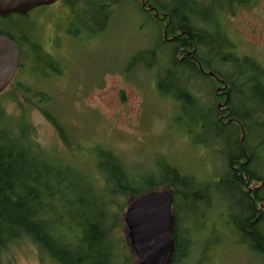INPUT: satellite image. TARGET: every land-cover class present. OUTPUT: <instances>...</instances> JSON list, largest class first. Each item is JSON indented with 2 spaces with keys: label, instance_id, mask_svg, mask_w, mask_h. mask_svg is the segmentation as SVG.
<instances>
[{
  "label": "trees",
  "instance_id": "obj_1",
  "mask_svg": "<svg viewBox=\"0 0 264 264\" xmlns=\"http://www.w3.org/2000/svg\"><path fill=\"white\" fill-rule=\"evenodd\" d=\"M62 1L72 6L76 0ZM109 1L113 4L117 0ZM179 1L178 7H165L158 0H148L165 15L157 20L147 12L150 21L161 25V35L158 32L151 47L132 56L131 66L149 58L160 64L155 84L162 90L161 97L182 104L186 135L199 131L198 143L205 149L212 142L220 143L216 154L221 155L223 170L196 180L161 158L157 169L137 174L114 152L96 145L91 150L94 171L82 172L74 168L69 157L57 149L49 151L37 140L36 128L30 122L32 111L52 126L65 147L73 146L63 124L48 109L50 96L22 81H12L0 94V264L3 256L24 240L40 257L58 264H136L123 221L130 201L149 191L168 189L173 206L176 199L225 187L238 191L243 204L239 219L234 221L238 244L261 256L260 264H264V68L255 59L236 54L221 22L234 5L249 7L255 0ZM213 5L217 6L214 31H207L196 9L205 6L211 13ZM100 7L106 21L94 35L109 28L111 12ZM13 16L26 17L11 14L0 20ZM17 28L0 27V34L15 41L22 52L21 41L13 35ZM18 72H24L22 64ZM9 102H17V112L12 115L6 110ZM172 215L174 252L170 264H197V258L193 260L197 241L191 247L189 238L184 243L188 236L182 235L174 207Z\"/></svg>",
  "mask_w": 264,
  "mask_h": 264
},
{
  "label": "rangeland",
  "instance_id": "obj_2",
  "mask_svg": "<svg viewBox=\"0 0 264 264\" xmlns=\"http://www.w3.org/2000/svg\"><path fill=\"white\" fill-rule=\"evenodd\" d=\"M109 2L76 0L70 6L58 0L29 12L27 20L33 27L37 25L39 37L34 35L44 43L46 39L49 42L48 37L52 39L46 46L57 61L51 66H34L25 52V70L23 73L17 70L12 81H22L32 90L50 96L48 109L63 124L73 146L65 147L52 126L37 111H32L30 122L36 128L38 142L49 151L57 149L69 157L74 168L82 172L94 171L91 150L96 145L114 152L137 174L157 169L161 158L196 180L208 179L222 171L221 155L216 154L221 149L220 143L212 142L205 149L198 143L199 131L186 135L187 117L182 104L174 98L161 97L162 90L155 84L160 64L149 58L131 66V58L137 51L156 42L161 25L149 20L138 0H117L111 6ZM158 2L165 7L181 4L179 0ZM100 6L111 12L109 28L94 35L104 23ZM211 9V13L205 6L196 9L207 31L214 28L217 6ZM25 19L13 16L7 21L0 20V27H20ZM221 22L236 54L251 57L264 68V0H255L249 7L240 6L232 15L223 16ZM16 32L20 33V29ZM160 54L159 51L158 57ZM19 100L23 102L22 97ZM16 103H7L9 115L17 112ZM241 204L238 191L227 187L175 200L172 209L180 217L183 237L188 236L183 242L186 244L189 238L191 247L197 241V256L193 259L197 258V264H260L261 256L238 244L234 221L242 213ZM3 257V264H58L40 257L27 240Z\"/></svg>",
  "mask_w": 264,
  "mask_h": 264
},
{
  "label": "water",
  "instance_id": "obj_3",
  "mask_svg": "<svg viewBox=\"0 0 264 264\" xmlns=\"http://www.w3.org/2000/svg\"><path fill=\"white\" fill-rule=\"evenodd\" d=\"M56 1L0 0V17L11 13L25 14L38 7L50 6ZM148 10L153 9L148 6ZM155 18H158L157 14ZM18 59L15 42L0 35V94L12 80ZM172 203V192L161 189L141 194L127 204L123 221L136 264H170L174 252Z\"/></svg>",
  "mask_w": 264,
  "mask_h": 264
},
{
  "label": "flooded vegetation",
  "instance_id": "obj_4",
  "mask_svg": "<svg viewBox=\"0 0 264 264\" xmlns=\"http://www.w3.org/2000/svg\"><path fill=\"white\" fill-rule=\"evenodd\" d=\"M138 1L140 3L141 11L143 13H147L148 10L146 8H147V6L149 4L148 0H138ZM142 3H145L144 4L145 6H142ZM149 5L152 7V9L154 8V11H151L152 15L154 16L155 12H157L156 11V7H153L152 4H149ZM110 6H111V3H110ZM193 7H194L193 4L189 5L188 12L191 11ZM234 7H235V5L232 7L231 11H233ZM238 9H239V7H235V10H238ZM231 11L228 12V10H227L226 11L227 13H225L224 17H228L229 15H232ZM158 15H161V14L158 13ZM163 16H165V15L163 14ZM104 21H106V20H104ZM54 25H56V23H54L52 25V27ZM85 25L87 27L90 26L89 24H85ZM33 26H34V24L32 22H26L25 25L21 26L20 33L16 32L15 37L18 38L21 41V43H22V45L24 47V50L28 53L29 56H31V60L33 62L38 61V62H41V63H44V64H49V62H52L53 64H55L56 63L55 61H57V60L54 58V56L51 54V52L48 50V48L46 46L47 43H49L52 39L50 37H48L49 42H47V39H46V43H44L43 41H40L34 35V34H37L39 36L37 31L35 30V27H33ZM48 26H50V25H48ZM100 27H101V25H100ZM52 44L56 45L57 42H55V43L53 42ZM190 51L191 50H189V52ZM219 84H220V82H219Z\"/></svg>",
  "mask_w": 264,
  "mask_h": 264
}]
</instances>
